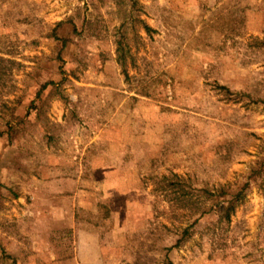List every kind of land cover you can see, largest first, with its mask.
I'll list each match as a JSON object with an SVG mask.
<instances>
[{
  "label": "rangeland",
  "instance_id": "374dc122",
  "mask_svg": "<svg viewBox=\"0 0 264 264\" xmlns=\"http://www.w3.org/2000/svg\"><path fill=\"white\" fill-rule=\"evenodd\" d=\"M0 264H264V0H0Z\"/></svg>",
  "mask_w": 264,
  "mask_h": 264
},
{
  "label": "trees",
  "instance_id": "16d2710c",
  "mask_svg": "<svg viewBox=\"0 0 264 264\" xmlns=\"http://www.w3.org/2000/svg\"><path fill=\"white\" fill-rule=\"evenodd\" d=\"M147 29H148V28H147ZM236 196H237V197H236V201L233 202L232 205H229L228 207H226V208L224 209L226 220H230L231 215L234 213V211H235V206H234V204L237 203V202H239L240 197H241V193H238Z\"/></svg>",
  "mask_w": 264,
  "mask_h": 264
}]
</instances>
